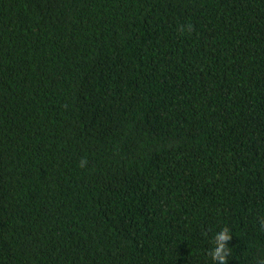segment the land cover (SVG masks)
I'll list each match as a JSON object with an SVG mask.
<instances>
[{"label": "trees", "instance_id": "trees-1", "mask_svg": "<svg viewBox=\"0 0 264 264\" xmlns=\"http://www.w3.org/2000/svg\"><path fill=\"white\" fill-rule=\"evenodd\" d=\"M264 0H0V264H264Z\"/></svg>", "mask_w": 264, "mask_h": 264}, {"label": "clouds", "instance_id": "clouds-1", "mask_svg": "<svg viewBox=\"0 0 264 264\" xmlns=\"http://www.w3.org/2000/svg\"><path fill=\"white\" fill-rule=\"evenodd\" d=\"M264 227V222L261 223ZM232 237L227 228H221L214 234L215 247L211 251V255L216 260V264H226L229 254V247L225 245V241Z\"/></svg>", "mask_w": 264, "mask_h": 264}]
</instances>
